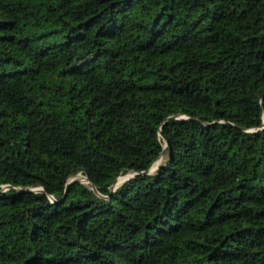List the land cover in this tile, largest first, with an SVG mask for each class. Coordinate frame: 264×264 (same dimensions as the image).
Segmentation results:
<instances>
[{
  "label": "trees",
  "instance_id": "trees-1",
  "mask_svg": "<svg viewBox=\"0 0 264 264\" xmlns=\"http://www.w3.org/2000/svg\"><path fill=\"white\" fill-rule=\"evenodd\" d=\"M0 264H264V0H0Z\"/></svg>",
  "mask_w": 264,
  "mask_h": 264
},
{
  "label": "rangeland",
  "instance_id": "rangeland-1",
  "mask_svg": "<svg viewBox=\"0 0 264 264\" xmlns=\"http://www.w3.org/2000/svg\"><path fill=\"white\" fill-rule=\"evenodd\" d=\"M159 161H160V160H157V161H156L157 163H155L154 166L152 167V169H151L152 171L155 170V168H156L157 164L159 163ZM128 176H129V175H124V176L119 177V178L117 179L116 184H120V183H122L124 180L127 179ZM70 180H77V181H79L80 183H82V184H84V185H88L87 180H86L84 177H82L80 174L77 175V176H75V177H73V178L70 179Z\"/></svg>",
  "mask_w": 264,
  "mask_h": 264
},
{
  "label": "water",
  "instance_id": "water-1",
  "mask_svg": "<svg viewBox=\"0 0 264 264\" xmlns=\"http://www.w3.org/2000/svg\"><path fill=\"white\" fill-rule=\"evenodd\" d=\"M155 163H157V162H155ZM157 166H158V164H157ZM157 166H156V168H157ZM156 168H155V169H156ZM73 181H75V180H70L69 182H73Z\"/></svg>",
  "mask_w": 264,
  "mask_h": 264
}]
</instances>
